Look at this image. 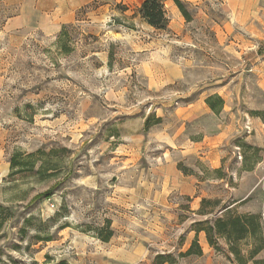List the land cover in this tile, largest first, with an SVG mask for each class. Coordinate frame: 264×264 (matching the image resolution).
<instances>
[{"label":"rangeland","instance_id":"obj_1","mask_svg":"<svg viewBox=\"0 0 264 264\" xmlns=\"http://www.w3.org/2000/svg\"><path fill=\"white\" fill-rule=\"evenodd\" d=\"M132 1L46 35L0 0V264H236L180 255L246 214L264 238V0H169L166 31Z\"/></svg>","mask_w":264,"mask_h":264},{"label":"trees","instance_id":"obj_2","mask_svg":"<svg viewBox=\"0 0 264 264\" xmlns=\"http://www.w3.org/2000/svg\"><path fill=\"white\" fill-rule=\"evenodd\" d=\"M169 0H143L137 8V15L148 27L155 31H166L169 20L165 10V3ZM177 8L182 18L189 22L190 17L185 5L180 0H171ZM125 11V8L122 9ZM213 97L206 100V105L211 111L216 112L215 106L211 103ZM221 104V100L218 99ZM11 174L20 175L27 171H32L33 165L22 159V154L15 153L9 160ZM182 171V170H181ZM41 171H38V175ZM201 204H204L202 201ZM14 212L10 208L0 204V231L4 224L8 222ZM204 233L206 242L210 248L218 251L217 240H223L227 246L229 254L234 258L236 264H264L263 259H258L259 253L264 249V238L262 226L257 215L246 214L227 216L225 218L216 219L212 224H207L203 228L196 231ZM113 232L110 229L109 222L106 226L98 230L97 238L107 243L112 238ZM244 247H248L244 250ZM245 253V255H244ZM202 251L197 240L192 241L186 252L181 257L197 256L200 257ZM169 258V257H168ZM155 264H170L164 256H158Z\"/></svg>","mask_w":264,"mask_h":264},{"label":"crops","instance_id":"obj_3","mask_svg":"<svg viewBox=\"0 0 264 264\" xmlns=\"http://www.w3.org/2000/svg\"><path fill=\"white\" fill-rule=\"evenodd\" d=\"M110 1L115 4L121 3V6L133 3L132 0H33L29 7L25 8V11L31 20L36 21L37 29L46 35H52L58 33L65 25L80 23L79 17L81 16L85 18L101 17L108 6L107 2ZM142 1L139 0V5ZM171 12L174 13V9H171ZM178 14H180L179 11ZM198 238V244L203 254L208 252L210 248L202 232L198 234Z\"/></svg>","mask_w":264,"mask_h":264}]
</instances>
